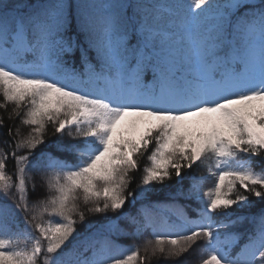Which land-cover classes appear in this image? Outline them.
<instances>
[{"label":"snow or ice","instance_id":"1","mask_svg":"<svg viewBox=\"0 0 264 264\" xmlns=\"http://www.w3.org/2000/svg\"><path fill=\"white\" fill-rule=\"evenodd\" d=\"M0 97V264H264V0H0Z\"/></svg>","mask_w":264,"mask_h":264},{"label":"trees","instance_id":"2","mask_svg":"<svg viewBox=\"0 0 264 264\" xmlns=\"http://www.w3.org/2000/svg\"><path fill=\"white\" fill-rule=\"evenodd\" d=\"M0 101H2V97H0ZM13 105L9 104L7 106L6 109H0V119H3L4 121V127L0 128V142L3 141L5 134L7 132V129L9 126L12 127L13 129V133H15L16 128L19 127L21 132L26 134L29 129L26 126H23L20 124L19 119L16 120H9L8 119V113L11 111ZM50 140H55L57 137L56 136H52L51 135V126H49V136L47 137ZM64 140L67 141L68 138L64 137ZM61 158H65L63 154H61ZM67 159L70 160V162L75 163V157L74 156H68ZM141 168H143L144 164L146 163V159H142L141 160ZM253 164L257 169H260L262 166H264V160H262L261 158L257 157L253 159ZM8 171L11 174L13 171V164L11 161H9L8 164ZM193 172L195 175L197 176H205L206 178L203 180L202 182V188L204 190L208 189L209 187L213 186V178L209 177L207 175V169L205 166L203 165H195L193 168ZM136 177V181L138 182L139 178H140V172L137 171L136 173L133 174ZM187 184V181L185 182ZM132 187H135V183L132 184ZM163 198V197H162ZM249 199L253 202L251 205H246V206H241V207H233L232 209L229 210V212L231 214H237V213H249V214H257L261 211V205L264 204V201L261 200H257V198L255 197H249ZM179 204L181 205H185V204H190L191 207L186 208L185 210L189 213V215H192V208L196 207V202L195 201H186L184 199H180L178 201ZM138 206V205H137ZM127 208V206H126ZM108 216H112L114 214L112 213H108L106 214ZM105 214H96V215H91L87 217V223H98V222H102L104 219ZM86 224L85 225H78V231L81 233L85 232V228H86ZM237 230V229H234ZM150 238L148 237V233L146 232L144 234V237H141L140 240L134 241L129 237H125V236H120V237H116V242L118 244H120L121 246L124 247H131L133 245H142L143 244V240L144 238ZM241 243H243V241H241ZM201 246L203 244V242H200ZM187 259L189 261H194V264H198V259H197V253H191V254H185V257L182 258L181 264H183V260Z\"/></svg>","mask_w":264,"mask_h":264}]
</instances>
